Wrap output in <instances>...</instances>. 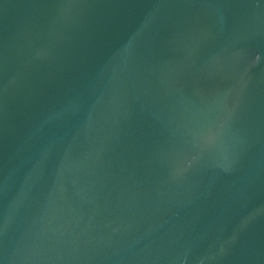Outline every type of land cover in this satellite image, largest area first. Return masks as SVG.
<instances>
[{
    "label": "water",
    "instance_id": "1",
    "mask_svg": "<svg viewBox=\"0 0 264 264\" xmlns=\"http://www.w3.org/2000/svg\"><path fill=\"white\" fill-rule=\"evenodd\" d=\"M0 264H264V0H0Z\"/></svg>",
    "mask_w": 264,
    "mask_h": 264
}]
</instances>
